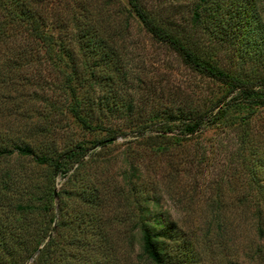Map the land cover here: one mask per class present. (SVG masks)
Listing matches in <instances>:
<instances>
[{
  "label": "rangeland",
  "instance_id": "rangeland-1",
  "mask_svg": "<svg viewBox=\"0 0 264 264\" xmlns=\"http://www.w3.org/2000/svg\"><path fill=\"white\" fill-rule=\"evenodd\" d=\"M52 1L53 7L45 13L48 23L56 25L53 19L60 17L59 11L83 6L99 17L106 15L120 30L110 40L128 74L123 84L111 86L132 100L135 112L131 118L144 126L136 131L128 126L127 117L93 109L91 120L100 121V125L82 128L67 109L70 98L64 78L69 67L65 57L48 56L41 48L33 51L25 65L15 67L17 85L0 84V104H13L0 108L1 134L33 140L46 150H62L79 140L87 149L74 171L70 168L65 175H55L54 195L51 203L46 199L44 209H20L15 204L29 189L35 193L51 186L49 167L30 155H0V180L5 172L10 177L7 197L0 182V230L12 228L27 244L35 242V232L46 235L43 241L50 238V250L42 264L95 260L102 264H153L140 253L134 225L140 211L148 209L173 220L177 236L175 241L166 240L165 247L188 248L193 264H264V106L248 113L229 109L227 119L212 123L208 119L186 135L177 129L163 131L159 124L149 123L151 111L180 107L202 112L222 96L225 102L233 93L228 95L224 84L191 69L171 47L153 38L127 0ZM219 1L223 5V39L208 15ZM138 2L156 24L191 43L198 54L209 56L232 75L242 79L264 75V58L258 62L249 58L243 44L227 35L224 26L227 23L231 32L237 31L229 25L227 14L248 6L264 27V0ZM194 10L198 12L196 22ZM54 24L49 29L56 32ZM11 30L14 32V25ZM10 40L17 45L16 36ZM3 49L0 44V60L6 55ZM78 55L80 65L83 55ZM72 84L76 86V80ZM98 86L82 81L77 95L83 101L90 95L94 102L103 94ZM30 123L41 128L33 136L26 131ZM98 138L110 140L91 144ZM19 201L24 205V200ZM33 202L41 203L37 198ZM35 253L21 264H39L32 260Z\"/></svg>",
  "mask_w": 264,
  "mask_h": 264
},
{
  "label": "trees",
  "instance_id": "trees-1",
  "mask_svg": "<svg viewBox=\"0 0 264 264\" xmlns=\"http://www.w3.org/2000/svg\"><path fill=\"white\" fill-rule=\"evenodd\" d=\"M199 1L201 3L206 0ZM52 3V0H0L2 11L0 44L4 47V54H6L0 60V84L17 85L16 79L18 81L19 77L13 76L15 67L25 65L32 52L41 48L43 52L48 53V56L56 54L57 57H65L69 67L64 78L70 98L67 109L74 121L82 128L92 129L100 125V121L91 120L93 109H96L109 115L127 117L128 126L138 131L137 129L144 125L141 126L140 121L131 118L135 112L132 100L124 98L119 94V89L116 90L117 87L111 86V83H114L115 86L118 83L123 84L128 74L117 46L110 40L119 35L120 30L113 23L110 24L106 15L99 17L96 15V11L83 6L78 9L68 7L64 13L59 11L57 15L60 17L53 19L56 25L52 21L48 23L45 13L50 12L53 7ZM127 3L140 24L153 38L171 47L178 54L180 60L191 69L224 84L227 87L228 95L233 93L225 102H223L222 96L219 102L202 112L193 108L183 109L180 107H163L158 111H151L149 123L159 124L158 127L163 131L177 129V133L186 135L196 131L204 123H207L208 119L211 123L216 119H227L231 115L226 114L229 109L248 113L256 106H264V75H257L251 79H242L232 75L219 67L209 56L198 54L191 43L179 39L170 31H166L156 24L145 13L138 0H127ZM239 6L237 4V7ZM220 14H223V5L219 1L215 8L208 11V15L209 20L214 21L218 36L223 39V15ZM227 16L231 20L229 25L237 28V31L231 32L225 23L224 26L228 30L227 35L235 37L233 39H238L243 44L249 58H253L255 61L264 58V27L261 26L256 13L250 7L243 6V8L234 9ZM192 18L195 22L198 20L196 10L193 11ZM51 23L55 25L53 27L56 28V32L49 29ZM11 25H14V32L11 30ZM12 35L18 39L15 46L11 44L10 37ZM80 53L83 55V62L79 65L76 62V57ZM73 80H76V86L72 84ZM86 80L90 85L97 83L99 89H102L103 94L97 95L94 102L90 95L86 97L87 101H83L77 95V86ZM0 100H3L1 96ZM4 102L7 101L0 104L1 109H7L13 105ZM23 116L29 117L27 114H22L21 117ZM26 129L33 136V133L38 132L41 128L30 123ZM107 140L109 141L110 138H98L91 144L103 145V142ZM86 149V145L79 140L62 150L53 148L46 150L40 143L36 144L33 140L10 138L9 135L5 136L0 132V155H10L13 152L30 155L38 163H45L50 169L51 186L41 190L37 189L35 193L33 189H29L28 192H25L28 193L27 196L19 198V200H24V205L19 200L15 205L20 209H39L40 207L44 209L45 203H47L46 199L48 198L51 203L54 195L52 182L55 175H65L70 168H73L72 171H74L81 163L80 157ZM74 163L76 165L72 167ZM9 178V173L5 172L4 177L0 180L5 197H7L6 190L10 188ZM16 181L19 182V180ZM16 188L19 189L17 185H15ZM18 193L21 195L23 192L18 190ZM36 198L41 201L40 205L39 203L34 204L33 200ZM89 198L86 199L90 200ZM53 216L52 212L51 221ZM134 225L139 232L140 253L149 262L153 264H193V259L189 258L187 254L188 248L182 250L165 247L166 240L175 241L177 236L173 220L162 215L159 216L155 211L149 213L147 209L145 212L140 211ZM44 236L46 237V235L35 232V242L27 244L24 243V240L18 239L12 228L3 227L0 230L1 263L21 264L33 252L36 253L32 260L39 261V264L46 262L45 257L50 250V238L47 237L43 241ZM19 242L22 243L18 244ZM84 264H102V262L95 260V262Z\"/></svg>",
  "mask_w": 264,
  "mask_h": 264
}]
</instances>
